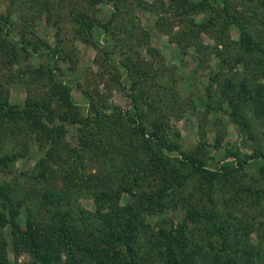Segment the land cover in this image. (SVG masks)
Wrapping results in <instances>:
<instances>
[{
  "label": "rangeland",
  "instance_id": "1",
  "mask_svg": "<svg viewBox=\"0 0 264 264\" xmlns=\"http://www.w3.org/2000/svg\"><path fill=\"white\" fill-rule=\"evenodd\" d=\"M215 3L0 0V19H10L11 25L0 29V103L7 104L0 110V157L5 151L28 154L0 169V188L8 186L24 201L22 229L30 219L42 238L56 228L59 221L52 218L43 195L46 189H59L68 190L61 210L76 226L84 228V220L92 217L103 230L104 217L115 211L99 200V193L132 189L136 177L141 186L123 192L115 206L140 211L148 226L141 239L143 251L154 247L149 234L167 227L183 232L199 261L214 260L217 254L211 248H220L219 238L204 221L190 219L188 211L196 210L218 214L223 222L219 227L234 243L233 254L238 251L232 264L253 261L255 250L264 246V195L255 194L264 190L263 157L251 160L227 182H212L203 172L190 174L187 166L183 175L191 177L178 188L173 181L178 153L166 150L171 161L165 170L149 177L142 174L161 157L163 143H180L188 157L210 171L225 165L238 149L241 160L251 156L254 147L264 153V0ZM80 18L93 21L94 29L83 31ZM61 81L70 90L71 105L59 93ZM246 96L258 99L262 113ZM230 97L241 101L250 127L242 130L228 115ZM30 99L54 131L51 141L38 144L34 137L30 143L29 118L23 112ZM112 108L121 113L111 116ZM101 110L111 113L98 118L94 112ZM128 113L144 123V139L137 137ZM56 145L55 156L48 159ZM44 160L53 174L47 183L36 169ZM162 188L164 193L159 192ZM89 233L80 231L79 241H86ZM18 239L0 218L3 264H33Z\"/></svg>",
  "mask_w": 264,
  "mask_h": 264
},
{
  "label": "trees",
  "instance_id": "2",
  "mask_svg": "<svg viewBox=\"0 0 264 264\" xmlns=\"http://www.w3.org/2000/svg\"><path fill=\"white\" fill-rule=\"evenodd\" d=\"M97 1L103 2L104 0H96V2ZM108 1L110 4H113V2H116L117 0ZM205 1L207 4L216 5L215 0ZM80 20V27L83 31L87 32L94 29L95 24L93 21H87L82 18H80ZM4 26H10L11 28L10 19H0V29ZM7 34L8 36H12L10 31H8ZM248 44L252 45V42H248ZM7 46L12 48L13 45L7 43L6 47ZM57 88L61 96L64 97L67 102V105H71L73 100L67 85L61 81L57 85ZM243 88H247L246 84H243ZM209 98L212 99L213 97L210 96ZM246 98L251 103V106H254L258 114L262 113L260 106L256 105L258 99H254L250 96H246ZM229 105L232 112L229 113L224 107H222V115L228 112L231 119L237 123L242 130L250 127L251 122L249 119L247 120L243 114L241 101L238 100L235 102V99L230 97ZM208 106V108H212L211 105ZM6 108V103H0L1 111ZM38 109L39 108L35 102L30 99L25 104L23 112L26 113V117L29 118L28 132L30 134V143L35 140L33 139L35 137L36 142L41 144L42 141H45L44 139L51 141V139H53L54 131L49 129L47 125L43 123L44 115L39 112ZM110 110L113 112L111 116L121 113L117 108H112ZM111 112L101 110L94 112V114H96L98 118H102V116L107 117ZM125 115L129 124L134 125L137 137L142 139L146 133L144 131V123L141 121L140 117L130 113ZM17 116V114H14L13 117L16 118ZM152 135L154 136V134ZM178 136L180 135L178 134ZM57 145H59V143H57ZM57 145L51 149V155L48 153V159L51 158L52 160L53 156H55L53 152L56 150L55 147H57ZM83 148L85 147L83 146ZM166 150H170L172 153H178L174 161L175 166H177L178 169L175 170H177V174L181 175L182 179H177V174L173 179L178 188L185 186L186 179H190V174L193 173V171H195L194 173L203 172L210 175L212 182H215L216 179H221L224 180V182H227L228 180L225 181V179H229V176H234L235 174L240 173L251 160H257L261 157L264 158L262 150L258 147H254L252 155L247 157L246 160H241L238 156V149V153L234 152L229 155L227 159L231 160L226 162L225 165H221L216 170L210 171L205 168L204 163L196 158L188 157L185 152L182 151L180 143H163L160 146L161 157L156 163H153L150 167L143 170L142 174L144 177H149L165 170L167 164L171 161V157H167ZM27 155V153H17L14 151L11 153L5 151L0 157V169L8 168L17 159L24 158ZM79 157H82V155L80 154ZM179 157H182V159H179ZM183 157L186 159L184 160ZM46 161L44 160L40 162L36 169L38 170L39 179L47 183L49 182V178L53 177V174L50 173L49 169L46 167ZM187 166L189 167V171H191L189 172L190 174L188 173V175L184 177L183 171L184 169H187ZM261 174L264 175V167L261 168ZM139 181L140 178L135 177L134 185L131 186L132 189L125 186L121 188V190L119 189L115 192L101 191L99 193V200L103 201L102 203H109L115 211L110 217H104L103 222L100 224L103 230H100L99 227L95 226L92 217H87L84 220V228H82V226H76L72 216L61 210V199L69 195L68 190H45L43 195L44 202L49 206V209L52 212V218L58 220L59 223L53 225L56 228L50 233L47 232L43 238L41 235V229L38 228L33 219L28 221L26 230L21 228L19 220L22 213L21 206L24 204V201L17 200L16 196L12 194V190L8 186L5 187L3 185L0 188V202L3 207V211L0 213V218L1 220L8 221V224L11 225L16 237L21 239L20 242L23 244L22 248L29 254L33 264H152L154 259L157 260L153 264H232V262H236L234 260L235 256L238 257V251L233 254L234 243L231 240L230 234H227L225 232L226 230L219 227L218 224L223 225V222L219 220V217L217 216L218 214L207 213L206 209H204V211L207 214L203 215L196 210H189L188 215L190 219L196 223L204 221L211 229L212 233L219 238L220 248H211L217 254L214 260L207 258L206 261H199L196 255L192 254L194 250L191 249L189 240L184 236L183 232L177 234L176 230H173L172 228L169 230L167 227H162L158 233H150L149 235L151 237H148V241L151 243L154 242V247H149L150 252L143 251L141 239L146 237L148 226L145 225L140 211L134 210L132 206H115V203H118L121 199L123 192L133 193L141 186ZM164 191L165 188L159 190V192L162 193H164ZM263 193L264 190H257L255 192L257 197H261L264 195ZM150 200H152L153 204V199L151 198ZM146 208L147 205L145 207L143 200V211H145ZM87 230L90 231L88 239L84 242L79 241L81 240L79 235L80 231ZM95 230L100 231V233H95ZM94 236L96 238H93ZM91 241H96L98 243H91ZM237 242L240 243L239 240ZM155 245L157 248H155ZM245 245L247 246V244ZM22 248L18 244L17 250L20 251ZM248 249L250 250L252 248ZM153 252L155 253L154 255ZM65 256L67 257L66 260H64ZM0 264H3L2 253L0 256ZM249 264H264L263 245L255 250L253 261Z\"/></svg>",
  "mask_w": 264,
  "mask_h": 264
}]
</instances>
